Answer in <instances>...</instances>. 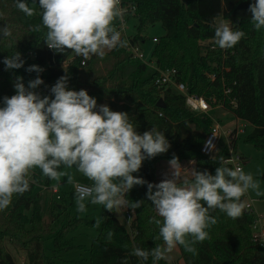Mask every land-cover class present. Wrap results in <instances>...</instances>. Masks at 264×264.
Instances as JSON below:
<instances>
[{"label":"trees","instance_id":"16d2710c","mask_svg":"<svg viewBox=\"0 0 264 264\" xmlns=\"http://www.w3.org/2000/svg\"><path fill=\"white\" fill-rule=\"evenodd\" d=\"M252 2L254 0H125V4L136 7L134 13H127L124 18L125 22L136 19L137 35L122 41L126 45L128 41L140 45L145 42L142 32L161 23L165 35L155 44L152 62L156 68L175 69L177 81L186 86L188 94L203 97L211 107L221 106L237 120L249 124L253 130L246 143L264 151V29L257 31L250 22L248 8ZM27 3L30 4V0ZM218 20L245 32L231 49H221L214 42L212 25ZM41 23L40 9L35 18H30L16 8L15 0H0V26L7 24L12 30L11 38L0 40V99L15 94L16 76H22L27 86L37 73L25 69L39 65L45 68V72L39 74L44 84L36 90L41 95H50V87L67 74L70 89H85L98 104L127 112L139 133L153 127L164 132L171 144L168 152L145 160L139 172L133 175L157 183L159 164L172 159L173 154L180 163L193 161L197 170H207L213 175L221 157L229 160V147L225 144L220 145L214 157L201 154L203 137L213 127L211 118L188 110L182 94L169 87H157L155 81L159 73L135 60L125 47H117L103 58L93 55L86 66H82L83 57L71 50L56 53L44 44L46 29L39 33L30 31L31 25ZM15 51L22 54L24 67L5 71L2 61ZM159 101H163L164 108L157 107ZM27 178L29 190L14 196L10 206L0 211V264H16L7 243L22 251L28 264H57L60 254L76 247L65 241L67 228H60L59 215L51 210L48 223L42 215L43 195L36 192V188L47 190L55 181L43 176L39 168L31 170ZM146 192L147 185H137L128 193L129 201H144L137 209L123 206L124 213H134L129 226L118 218L116 209L109 212L103 207V221L98 226V238L91 246L90 264H122L125 259L127 264H152L151 257L144 262L131 254L137 247L151 249L162 244V240H154L159 229L149 221L154 216L159 217L147 200ZM242 200L245 201V196ZM60 208L62 213H67L68 207ZM210 215L217 218V223L207 230V239L194 245V252L178 246L184 264H264V248L252 238V213L244 210L236 219L219 210H210ZM109 231L113 233L111 239H108ZM48 242L53 249L47 246ZM50 250L54 255L48 254ZM158 264L166 262L161 260Z\"/></svg>","mask_w":264,"mask_h":264},{"label":"clouds","instance_id":"9594fccd","mask_svg":"<svg viewBox=\"0 0 264 264\" xmlns=\"http://www.w3.org/2000/svg\"><path fill=\"white\" fill-rule=\"evenodd\" d=\"M15 6L26 17L36 14L27 0H15ZM38 6L42 23L31 25L30 31L46 29L44 44L56 53L71 50L88 60L93 55L103 58L106 50L126 47L114 23H122L126 13L121 0H38ZM248 12L254 29H264V0H254ZM212 26L214 42L221 49L233 48L245 36L224 20L214 21ZM11 37L10 26H0V40ZM2 63L5 71H12L24 67L25 60L15 51ZM25 70L37 73L36 78L25 86L23 77L16 76L15 94L0 99V211L10 206L14 196L29 190L27 177L36 168L53 181L67 177L79 213L87 210L86 203L102 205L109 212L123 206L140 208L143 200L126 197L135 186L147 185V200L159 217H152L149 223L158 227L154 240H162V244L151 249L137 247L131 254L144 262L151 257L152 264H158L178 246L194 252V245L208 238L207 230L217 223L210 210L236 219L247 207L242 197L249 190L262 194L251 173L227 166L231 161L223 157L214 175L182 166L175 154L159 183L133 175L145 160L168 152L171 144L164 132L153 127L139 133L127 112L98 104L85 89H70L67 74L50 87V95H41L36 90L44 84L39 75L44 69L33 64ZM61 168H74L90 185ZM100 222L98 218L96 225ZM112 236L109 231L108 239Z\"/></svg>","mask_w":264,"mask_h":264},{"label":"rangeland","instance_id":"374dc122","mask_svg":"<svg viewBox=\"0 0 264 264\" xmlns=\"http://www.w3.org/2000/svg\"><path fill=\"white\" fill-rule=\"evenodd\" d=\"M35 2V4H34ZM29 6L36 9L35 18L39 11L38 0H30ZM132 17V16H131ZM221 20H218V23ZM115 24L117 21L114 22ZM232 26V24H231ZM121 31V39L127 40L128 38L137 35V21L136 19L130 18L124 23L123 29ZM165 35V30L163 29L161 23L145 29L142 32V37L145 38V42L140 44L141 50L144 53V58L146 62L152 61L153 52L155 49V44L153 39H161ZM199 44H202L199 42ZM204 44V43H203ZM111 50H106V54ZM208 116L211 118L213 125L219 124L223 132L234 130L238 128L236 145L233 147V158L236 163L243 169L245 173H251L255 181L259 184V191L262 193L260 196L256 195V192L249 190L245 195V203H253V211L256 215H264V151L257 149L256 147L246 143L247 137L252 132L253 128L241 121L237 120L233 114L224 110L223 108L217 106L211 109ZM206 135H204L203 139ZM223 142V143H222ZM221 144H225L226 140L223 139ZM220 144V145H221ZM220 146L218 148L217 154L219 153ZM215 155V156H216ZM182 166L191 169L194 167L193 161H184L180 163ZM64 171H69L75 174V179L77 181L84 180L82 176H78L79 173H75V169H64ZM169 171L168 161H163L159 164L157 171V183H159L163 178L164 174ZM186 175L190 178V173ZM55 186L58 187L61 200L57 201L56 196H53L49 191L40 190L36 188V192H41L43 195V211L42 215L45 218V222L48 223V215H50L51 210L55 212L58 216V222L60 228H67V234L65 236V241L72 242L76 248H73L65 253L60 254L56 262L57 264H90L91 246L98 238V226L96 221L99 218L100 224L103 221V206L102 205H92L91 203H86L87 210L84 213H79L76 210V204L74 196H72L73 186L67 183V177H62L59 182L55 181ZM52 206V207H51ZM68 207L67 213H62L60 207ZM123 207L116 209V215L120 220H122L127 226L134 220V216L131 222H127L125 218ZM50 249L53 246L50 242L47 243ZM7 250L12 254L15 259L16 264H28L26 255L16 248L12 247L7 243ZM50 255H54L52 250L48 252ZM166 264H180L178 260V254L173 250L165 259Z\"/></svg>","mask_w":264,"mask_h":264},{"label":"built area","instance_id":"2783aa9c","mask_svg":"<svg viewBox=\"0 0 264 264\" xmlns=\"http://www.w3.org/2000/svg\"><path fill=\"white\" fill-rule=\"evenodd\" d=\"M121 7L126 10V13H134L136 10V7L132 4H125V0H121ZM124 15V17H125ZM123 17V22L117 20V29L122 30L125 18ZM153 43L157 44L158 39L154 38ZM126 50L133 56L135 60L141 61L144 64H146L148 67H150L153 70H156L159 74L155 81V85L159 88L162 87H169L173 89L176 93L182 94L185 97L186 100V107L188 110H190L194 114H206L208 115L211 109V105L203 98L196 95H190L187 93L186 86L177 81V72L175 69H167V70H159L156 68L155 64L152 61L146 62L144 58V53L141 50V47L139 44H132L130 41L127 42ZM88 60H82L81 65L86 66ZM45 72V68H43ZM212 80L215 79L214 76H210ZM228 93V92H227ZM235 102H232V105H234ZM221 107V106H219ZM222 108V107H221ZM237 133L238 128L234 130H230L227 132H223L220 125L216 124L213 125L211 131L209 134L205 136V139L203 141V144L200 148V152L205 157H214L217 154L218 148L222 142L223 139L226 140L227 146L229 147V160L231 161L228 164H231L233 168L240 167L239 164L236 163V160L233 158V145L237 140ZM241 168V167H240ZM86 184V183H83ZM90 185V184H88ZM46 190V188H43ZM46 191H49L53 196H56L57 201L61 200L59 189L57 186H52L51 188L47 189ZM74 187H73V193H74ZM246 211L252 213L254 215V222L252 225V238L253 241L258 243L262 248H264V215H256L253 211V203H248L247 207L245 209ZM134 213L133 212H126L125 218L127 222H131L133 219ZM25 264V263H23Z\"/></svg>","mask_w":264,"mask_h":264},{"label":"crops","instance_id":"0c3cea01","mask_svg":"<svg viewBox=\"0 0 264 264\" xmlns=\"http://www.w3.org/2000/svg\"><path fill=\"white\" fill-rule=\"evenodd\" d=\"M78 176H82V175L79 174ZM83 178H84V180H79L80 183H86V184H90L91 183L90 181L87 180V178H85V177H83ZM72 193H73V190H72ZM174 251L176 252V254H178L179 263L180 264H184V262L180 259V251H179V248L177 247L176 249H174Z\"/></svg>","mask_w":264,"mask_h":264},{"label":"water","instance_id":"95a60500","mask_svg":"<svg viewBox=\"0 0 264 264\" xmlns=\"http://www.w3.org/2000/svg\"><path fill=\"white\" fill-rule=\"evenodd\" d=\"M157 107L158 108H164L165 105H164L163 101H159V103L157 104Z\"/></svg>","mask_w":264,"mask_h":264}]
</instances>
